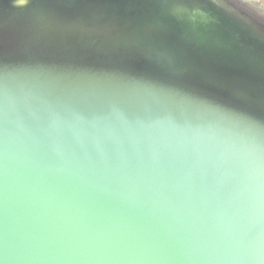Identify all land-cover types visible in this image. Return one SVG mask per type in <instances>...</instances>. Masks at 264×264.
<instances>
[{"label": "water", "instance_id": "95a60500", "mask_svg": "<svg viewBox=\"0 0 264 264\" xmlns=\"http://www.w3.org/2000/svg\"><path fill=\"white\" fill-rule=\"evenodd\" d=\"M0 264H264V0H0Z\"/></svg>", "mask_w": 264, "mask_h": 264}, {"label": "snow or ice", "instance_id": "6c2138e0", "mask_svg": "<svg viewBox=\"0 0 264 264\" xmlns=\"http://www.w3.org/2000/svg\"><path fill=\"white\" fill-rule=\"evenodd\" d=\"M21 2H23V0H21Z\"/></svg>", "mask_w": 264, "mask_h": 264}]
</instances>
